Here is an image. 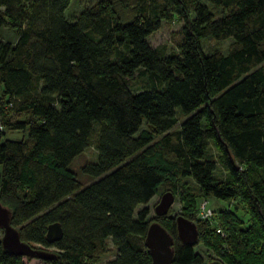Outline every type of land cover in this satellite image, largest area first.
Returning a JSON list of instances; mask_svg holds the SVG:
<instances>
[{"label":"trees","instance_id":"trees-1","mask_svg":"<svg viewBox=\"0 0 264 264\" xmlns=\"http://www.w3.org/2000/svg\"><path fill=\"white\" fill-rule=\"evenodd\" d=\"M71 1L0 0V29L18 35L0 38V202L21 240L55 248L50 264H100L111 251L105 264H152L145 239L156 221L174 238L173 264H204L195 248L211 238L228 248L226 264H264V0H98L70 20ZM174 15L183 40L165 54L148 38ZM230 38L227 54L202 47ZM91 147L86 185L71 166ZM186 179L199 204L237 201L247 220L231 210L200 219ZM162 186L184 218L198 215L196 245L179 240L172 208L136 216ZM55 223L64 237L50 244ZM0 264L25 262L0 241Z\"/></svg>","mask_w":264,"mask_h":264},{"label":"rangeland","instance_id":"rangeland-1","mask_svg":"<svg viewBox=\"0 0 264 264\" xmlns=\"http://www.w3.org/2000/svg\"><path fill=\"white\" fill-rule=\"evenodd\" d=\"M98 0H72L70 6L66 10V16L70 20H75L77 16L86 8L91 7L92 5L96 4ZM207 3V2H206ZM185 20L177 15L173 16V19L170 22L163 21L161 23V28L153 33L149 38L148 42L150 43L151 47L157 50L163 51L165 54H170L172 52L178 51V44L183 40V28L185 26ZM0 38L4 41L15 43L18 39V35L16 32L11 31L7 27H3L0 29ZM234 40L232 38L224 40V41H216V40H206L202 42V47L206 53H212L216 50L221 51L223 54H227L230 50L231 43ZM146 84L145 79H141L137 77L136 79L131 81L132 88L136 91L142 89ZM7 115L10 118H17L15 114L12 112H7ZM183 120V119H182ZM181 120V121H182ZM145 124V123H144ZM180 125V123H179ZM179 125L175 127L174 130L179 128ZM145 129V125L142 127V130ZM11 139H22L23 135L19 132H14L8 135ZM157 140V139H156ZM210 154L213 158L217 161L220 153L219 151L213 146L210 145ZM98 154L94 148H87L84 153L79 156L72 164L71 169L77 174L79 179L83 181L86 185L92 183V180L88 179L84 176L81 172V168L87 163H93L97 160ZM216 177L218 179H226L227 173L224 169L218 165L216 171ZM181 184L187 185L192 189V192L197 196V204H199L200 200L202 199V195L200 193L198 185L191 179L182 180ZM169 190L167 187L162 186L159 190L157 196H155L148 204L141 205L138 207L136 211V216L138 212L143 210L144 208H148L149 216L148 220H153L156 217L155 208L159 204L161 197L163 194L168 192ZM208 203L209 207L212 208L214 211L220 210H231L236 211V213L240 216V218L244 221L247 220L248 216L245 214L244 210L246 209L244 205L237 201H224L219 200L214 197H209ZM185 206L182 203L179 197H176V201L172 207L171 217L177 218L178 216H183L185 212ZM198 215L196 214V221ZM195 221V223H196ZM210 226L212 225L209 223ZM245 225L240 224V227H244ZM211 229L213 227L211 226ZM3 237V231L0 230V241ZM227 237V235L225 236ZM221 237V238H225ZM209 244H201L195 248V253L199 254L204 261V264H213L214 262H221L222 264H226L225 258L223 257V252H226L228 248L225 246L223 249H220V244H217L212 238ZM36 249H43L49 252H56L55 248H44L41 246L33 245ZM223 251V252H222ZM114 257V251H111L109 255L100 263L105 264L108 260ZM25 264H50L47 261L39 260V259H30V258H23Z\"/></svg>","mask_w":264,"mask_h":264},{"label":"water","instance_id":"water-1","mask_svg":"<svg viewBox=\"0 0 264 264\" xmlns=\"http://www.w3.org/2000/svg\"><path fill=\"white\" fill-rule=\"evenodd\" d=\"M176 197L172 192L162 195L159 204L155 208L157 217L168 215L173 207ZM178 238L186 245L194 246L198 243L199 232L197 225L178 216L176 218ZM0 230L3 231L1 239L4 250L12 255L22 258L53 261L57 258L54 252L36 249L32 245L21 240L20 232L12 225V212L0 202ZM64 231L59 223L52 224L48 228L47 240L50 244L61 241ZM145 244L152 257V264H173L175 249L174 238L158 222H153L147 232ZM219 264V263H214Z\"/></svg>","mask_w":264,"mask_h":264},{"label":"built area","instance_id":"built-area-1","mask_svg":"<svg viewBox=\"0 0 264 264\" xmlns=\"http://www.w3.org/2000/svg\"><path fill=\"white\" fill-rule=\"evenodd\" d=\"M198 215L202 220H208V221L213 220V218L215 217V212L212 208L209 207L208 200L201 201V203L199 204ZM217 232L223 234L220 228H218Z\"/></svg>","mask_w":264,"mask_h":264}]
</instances>
